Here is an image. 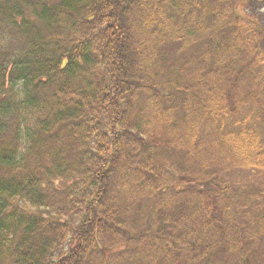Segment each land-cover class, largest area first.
<instances>
[{
	"label": "trees",
	"instance_id": "16d2710c",
	"mask_svg": "<svg viewBox=\"0 0 264 264\" xmlns=\"http://www.w3.org/2000/svg\"><path fill=\"white\" fill-rule=\"evenodd\" d=\"M236 1L0 0V264H264V190L230 177L260 141L226 130L264 111V24Z\"/></svg>",
	"mask_w": 264,
	"mask_h": 264
},
{
	"label": "rangeland",
	"instance_id": "374dc122",
	"mask_svg": "<svg viewBox=\"0 0 264 264\" xmlns=\"http://www.w3.org/2000/svg\"><path fill=\"white\" fill-rule=\"evenodd\" d=\"M238 2V9L237 11L242 14V15H249V14H256L258 17H262V23L264 24V0H237ZM4 31L1 29L0 26V45L4 47L7 43V40L3 37ZM259 72V70H257ZM253 75L254 73L251 72L250 76L252 77L253 80ZM257 75V74H256ZM254 82V81H252ZM251 84L253 85V83ZM257 84V83H255ZM254 84V85H255ZM259 85V84H258ZM254 90V89H253ZM261 100L264 103V87L263 85L261 86ZM245 105H243L240 109H238L237 114H231L226 118V130L229 132H237L241 133L243 131H247L250 134H257L258 135V141H260V144L256 143V146H260V148L255 150V153H258V155L261 157V159L264 162V154H261L264 152V111L262 113H259L258 108H255L253 106V103H250L251 101L249 100L248 102L244 98ZM233 106L230 105L229 108ZM264 109V107H263ZM262 111V110H261ZM256 112V113H254ZM261 115V116H260ZM261 118H258V117ZM253 152V153H254ZM261 154V155H260ZM171 176L173 178L176 177V175L171 172ZM175 176V177H174ZM230 177H232L236 182L239 184H242V188L244 189L245 187L249 188V192L255 191L256 193L254 194H259L264 190V163L260 164V166L254 167L252 169L251 167L249 168H238L237 170L231 171ZM252 189V190H250ZM155 199V198H154ZM154 199H148L147 202L151 203L150 209L151 211L154 210ZM156 200V199H155ZM260 202H256L255 205H258ZM252 210L255 212V207L252 208ZM242 216L240 212L236 214V216ZM139 217V216H138ZM142 217V218H141ZM139 222L137 223V227L139 229H142L143 231L145 230H150L151 236L154 235V233H157L161 231L160 236L162 237L165 235V231L167 230L166 228L163 229H157V227L153 226V223L149 224L147 223V220L144 216L140 215L139 217ZM260 222H256L253 226V228L257 227ZM153 226V227H152ZM154 232V233H153ZM130 264V262H127Z\"/></svg>",
	"mask_w": 264,
	"mask_h": 264
}]
</instances>
